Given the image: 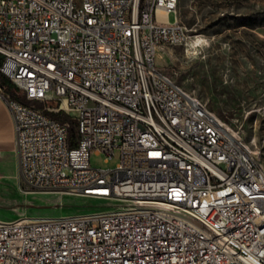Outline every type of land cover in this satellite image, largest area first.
<instances>
[{
	"label": "built area",
	"instance_id": "built-area-1",
	"mask_svg": "<svg viewBox=\"0 0 264 264\" xmlns=\"http://www.w3.org/2000/svg\"><path fill=\"white\" fill-rule=\"evenodd\" d=\"M179 3L0 0V71L22 97L1 96L25 181L119 202L0 217V264H264V164L157 64L190 37ZM117 151L115 167L92 165Z\"/></svg>",
	"mask_w": 264,
	"mask_h": 264
},
{
	"label": "rangeland",
	"instance_id": "rangeland-1",
	"mask_svg": "<svg viewBox=\"0 0 264 264\" xmlns=\"http://www.w3.org/2000/svg\"><path fill=\"white\" fill-rule=\"evenodd\" d=\"M179 13L190 37L165 46L158 54V67L238 131L264 164V0H180ZM168 19L176 21V12L172 11ZM3 93L22 97L17 88L12 92L0 83V96ZM106 158L105 153L93 152L91 163L95 167H115L120 153ZM117 204L33 187L21 173L15 136L8 145L0 146L2 218L61 216Z\"/></svg>",
	"mask_w": 264,
	"mask_h": 264
},
{
	"label": "crops",
	"instance_id": "crops-1",
	"mask_svg": "<svg viewBox=\"0 0 264 264\" xmlns=\"http://www.w3.org/2000/svg\"><path fill=\"white\" fill-rule=\"evenodd\" d=\"M15 136V120L4 98L0 96V146L8 145Z\"/></svg>",
	"mask_w": 264,
	"mask_h": 264
},
{
	"label": "trees",
	"instance_id": "trees-1",
	"mask_svg": "<svg viewBox=\"0 0 264 264\" xmlns=\"http://www.w3.org/2000/svg\"><path fill=\"white\" fill-rule=\"evenodd\" d=\"M3 55L0 53V66L3 63ZM0 83L4 86V87H8V89L12 92H14V89H16L15 84L6 76L4 75L1 71H0ZM15 96V95H14ZM51 103H53V105L58 104L56 101H50ZM39 103V102H38ZM50 114L58 119L61 120L63 122H69L71 125V133L72 136L75 137L76 135V130L75 127H73V124L75 126V120L72 118L71 115H69L65 110H59V111H50Z\"/></svg>",
	"mask_w": 264,
	"mask_h": 264
},
{
	"label": "bare ground",
	"instance_id": "bare-ground-1",
	"mask_svg": "<svg viewBox=\"0 0 264 264\" xmlns=\"http://www.w3.org/2000/svg\"><path fill=\"white\" fill-rule=\"evenodd\" d=\"M159 15H160V17H164V11L163 10H159Z\"/></svg>",
	"mask_w": 264,
	"mask_h": 264
}]
</instances>
